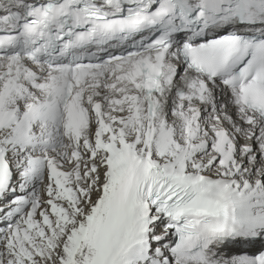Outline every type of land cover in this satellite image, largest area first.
Listing matches in <instances>:
<instances>
[{
  "label": "snow or ice",
  "instance_id": "snow-or-ice-1",
  "mask_svg": "<svg viewBox=\"0 0 264 264\" xmlns=\"http://www.w3.org/2000/svg\"><path fill=\"white\" fill-rule=\"evenodd\" d=\"M0 264H264V0H0Z\"/></svg>",
  "mask_w": 264,
  "mask_h": 264
}]
</instances>
